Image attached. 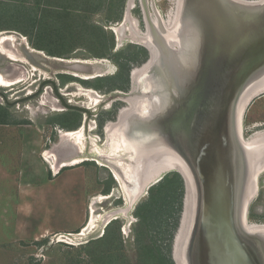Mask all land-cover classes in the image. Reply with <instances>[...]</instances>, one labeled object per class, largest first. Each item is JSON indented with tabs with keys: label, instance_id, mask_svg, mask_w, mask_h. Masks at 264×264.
I'll use <instances>...</instances> for the list:
<instances>
[{
	"label": "rangeland",
	"instance_id": "1",
	"mask_svg": "<svg viewBox=\"0 0 264 264\" xmlns=\"http://www.w3.org/2000/svg\"><path fill=\"white\" fill-rule=\"evenodd\" d=\"M35 1L0 0V41L3 37L8 38L4 46L15 56V61L0 56V74L6 79L21 80L10 87H0V121L3 123L0 124V264H98L96 256L89 255L94 248L102 249L103 255L111 252L114 264H136L138 245L153 242L176 264L173 244L184 212L187 194L185 181L179 174L182 193L175 194L172 204L167 199L163 200V194L158 196L149 212L144 211L147 219L143 227L134 230L137 222L135 210L149 198L150 187L146 188L154 177L175 171L168 172L160 167L146 180L142 193L133 199L126 192L124 183L123 186L114 177L117 172L112 170L115 168L113 164L120 163L110 159L108 150L111 143L107 145L106 138L107 133L110 135L114 131L113 125L118 121L119 111H133L136 104L130 108L129 103L147 92L146 89L141 90V85L151 72L148 40L155 36L148 20L157 24V19H160L166 20L168 25L173 24L181 0H147L146 6L150 14L148 20L139 0H125L121 19L110 24H104L103 11L106 13V10H102L101 4L94 0L92 5L87 6L90 10L80 14L86 19L87 25L101 27L107 34L112 33L115 45L113 52L108 48V36L101 35L93 28L77 33L60 30L57 35L55 30L51 31L52 41L44 42L41 48L37 47L35 36L46 25L44 16L37 10L38 25L41 27L38 29L34 24L32 28L30 25L33 19L25 22V12L19 8L21 4L31 6ZM117 2L116 8L119 9L121 2ZM255 47L258 55L264 57V39L261 47ZM42 48L57 49L63 55L49 56ZM120 49H125L123 56H130L135 60L127 62V82L123 79L106 80L94 85L99 89L91 87L96 78L108 79L118 73L117 61L112 54ZM140 49L146 51V56L141 52L136 54ZM249 62L247 63L251 64ZM140 69L142 72L139 79H133L134 73ZM124 115L121 113L122 118ZM241 125L244 139H249L255 132L264 131V94L255 97L248 104ZM83 127L86 129L83 143L78 135L62 140L59 137L60 132H76ZM93 142L99 147L95 154L92 152ZM24 143L27 146L23 147ZM35 146H38V161L43 162L44 157L50 162V158L43 156L45 152L48 156L52 155L55 161L70 159L65 163L68 165L78 158L88 161L73 167L57 165L59 173L72 172L75 186L72 191L64 190L65 193L60 198L62 202L59 201L60 205L56 209L63 210L65 204L66 210L53 218L55 224H72L73 214L75 217L79 216L84 209L81 224L71 230L64 229L65 231L51 228L49 235L39 241L21 237L17 220L25 213L18 212L16 206L21 199L20 186L23 187L22 184L29 181L26 176H20L25 171L24 160L32 163L28 148L33 150ZM103 152L113 164L105 161L100 155ZM98 161L103 166H99ZM257 185V193L248 205L249 224H264V171L258 176ZM44 195L45 200L53 201V204L59 200L58 193ZM100 196L108 198L98 200ZM43 199L42 193L38 194V200ZM90 206L95 210L96 223L85 231ZM136 236L141 244L137 243ZM102 237L106 238L105 244L99 246L97 242Z\"/></svg>",
	"mask_w": 264,
	"mask_h": 264
},
{
	"label": "water",
	"instance_id": "2",
	"mask_svg": "<svg viewBox=\"0 0 264 264\" xmlns=\"http://www.w3.org/2000/svg\"><path fill=\"white\" fill-rule=\"evenodd\" d=\"M200 1L206 17H199L195 11L188 10V17L183 13V26H197V22H201L200 29L210 32L208 38L213 46L205 45L204 50L197 49L193 70L186 72L177 62L184 54L182 46L174 44L177 29L168 28L166 20L160 19H157L155 28L148 20L147 0H139L155 35L151 43L155 49L158 48L156 61L149 65L150 75L141 85V90L146 89L147 92L140 98L149 101L159 98L163 103L155 116L149 120L143 116L137 121L146 120L149 132L159 131L165 137L166 149L175 153L186 170L171 169L168 172H177L184 181L188 173L191 178L188 185L194 188L191 230L178 246L177 236L174 239L175 263L264 264V224H260L261 229L256 234L259 237L255 238V242H249L246 253L230 250L231 254L223 255L219 246L210 247L204 241L208 221L219 214L225 217L231 213L232 216L237 210L234 204L236 191L232 185L236 179L231 176L240 177L237 173L242 172L239 157L243 152L239 151L240 145H237L240 138L244 140L239 103L246 99L243 105L246 109L255 97L264 94V81L256 78L258 74L264 76V57H260L255 49V46H262L264 39V0ZM186 20L189 22L186 23ZM148 51L151 55V51ZM248 60L251 64L247 63ZM150 82L151 87L148 85ZM171 135L172 138H168ZM162 176L150 187L159 182ZM255 182L257 189V177ZM250 201L244 204L243 211L248 226ZM218 224L222 226L224 221Z\"/></svg>",
	"mask_w": 264,
	"mask_h": 264
},
{
	"label": "bare ground",
	"instance_id": "3",
	"mask_svg": "<svg viewBox=\"0 0 264 264\" xmlns=\"http://www.w3.org/2000/svg\"><path fill=\"white\" fill-rule=\"evenodd\" d=\"M191 3H194V5ZM200 3V0H181L179 11L174 23L171 25L166 24L168 25V28L170 27L172 28V30L177 29L176 42H174V44H177L179 46L181 45V50L184 53L181 56V59H177V62L179 63V67H183L186 72H190L193 70L192 66H194L195 59L198 56L197 49L202 50L204 47H206L205 45H209V47L211 45L213 46L212 40L208 38L210 32L207 31V29H200V25H202L201 22H197L198 28L197 26H194L195 24H190L188 25V27L187 24H185V27L183 26V23L185 21L184 15L188 17V10L195 11L196 15L199 17H206V14H203L205 13V11L204 9L202 10V7H200L202 6ZM183 13L185 14L183 15ZM207 20H209L208 17ZM187 22H189V20H186V23ZM153 24L156 28V23ZM7 40L9 39L5 37L1 39L0 54L7 57V59H12L15 61V56L13 55L14 53L12 54V51H10V49H6L4 46V42ZM151 42H154L153 38H150V40H148V47L151 51V63H154L157 59L156 52L158 51L156 49L158 48L156 47L155 49L154 45ZM193 51L197 54L192 53ZM134 72L135 70L133 71V73ZM141 72L142 70L136 71L134 73L133 79H139V75ZM257 77L263 79L264 81L263 75L258 74L256 78ZM15 80L6 79L2 74H0V87L7 88L21 81L20 78L17 81ZM142 82L143 80L141 79L140 83ZM148 85L151 87V82L150 84L148 83ZM262 87H264V85ZM90 93L94 94L93 92ZM153 100L149 101L146 99L138 98V100L135 99V101L130 102V108L131 105H133L134 103L136 104L135 109H132L133 111H129V109L122 110L120 112L117 123L113 125L114 131L110 135L107 133L106 144L109 145L111 143L108 150L109 157L111 160L120 164H113L111 161H109L105 152H103L104 154H100L102 157H104L105 161L111 162L115 166V168L112 170H115L117 173H115V176H113L115 177L117 182H120L122 185L124 183L126 192L129 193L131 195V198L133 199L137 198V196L142 193L146 180L154 173H156V171L160 167H164L168 171L171 169H177L181 172H186L185 168L182 167L180 159L177 158L175 153L170 152L168 149H166V139H164L165 137L163 138L159 131L151 132L150 130L149 132V130H147L146 120H149L150 118L155 116L156 112H159L162 108L161 103L163 102H161L159 98L155 99L154 102ZM245 100H243L241 104L239 103L241 117L242 113L245 110V108L243 107ZM121 113L125 114L123 118L121 117ZM143 116L146 117V120L142 122L140 120L137 121L138 118H143ZM85 130L86 129L83 127L76 132H64V134H62L63 132H60L59 137H61L62 140L73 135H78L79 139H81V142L83 143V141L85 140ZM157 136H159V138ZM170 137L172 138V135L168 136V138ZM238 143L239 144H236L240 145L239 151L243 152V155L241 154L239 157V160H242V172L237 173V175H239L240 177H237L234 174H232L233 176H231L232 178L236 179V181L232 185L236 191V196H234V204H236L237 210L236 212L232 213V216L231 213L227 214L225 217H222V215L219 214L215 218L208 221V226L204 237V241H206L210 247H214L215 245L219 246L220 251L223 255L231 254L230 250L236 253H238L239 251L246 253L250 245L249 242H255V238L259 237L256 234L258 230L261 229L260 224H250V226H248L244 221L243 211L244 204L256 195L257 189L255 185V178L257 177L258 179V176L264 171V132H258L254 134L249 140H242L240 138L238 140ZM98 148L99 147H97V144L93 142L92 152L94 154L98 152ZM44 155L50 158L51 163H49L52 165V169H58L59 166L56 167V161L54 160L52 155L48 156L47 153H45ZM85 160L87 159H74L71 164H80ZM235 160H237V158ZM97 164L99 166H103V163L100 161H98ZM63 165L64 164H60V167H62ZM154 178L155 179L151 181V184L158 180L160 177L158 176ZM190 179L191 178L187 173L185 179L187 185V194L180 227L176 233L177 246L183 242V238L185 239L188 231L190 232L191 230L190 223L193 219V216L191 215L192 212H194L191 205L193 204L194 188L193 186H191V184L190 186L188 185ZM150 185L146 188V190L150 187ZM107 198L108 196H100L97 199L103 201ZM89 211L90 217L89 221L87 222L88 224L85 231L93 227V225H95L96 223V214L94 208L90 206ZM220 221H224V224L222 226L218 224ZM228 247L230 248L228 249Z\"/></svg>",
	"mask_w": 264,
	"mask_h": 264
},
{
	"label": "trees",
	"instance_id": "4",
	"mask_svg": "<svg viewBox=\"0 0 264 264\" xmlns=\"http://www.w3.org/2000/svg\"><path fill=\"white\" fill-rule=\"evenodd\" d=\"M94 0H36L33 2L31 6H25L23 4L20 5V9L24 10L22 11L24 14V21L27 22L29 20H32L31 27L34 28V24L37 25V28L40 29V25H38L37 20V13L38 10L44 17V23L46 24L44 28L38 30L36 32L35 39L38 41L37 47H43L42 44L44 42H48V40L52 41L53 38H51L52 32L59 33V31H65L69 33H77L84 31L85 29H92L98 30L101 35H106L109 38V50L113 52L114 48V37L112 33L109 32L107 34V31L102 29L101 27H97L94 25H87L86 19H84V16H81L80 13L86 12L90 10V8H87L88 5H92V2ZM99 2L102 6V10L105 8L106 13L103 11L105 18H104V24H110L114 22H118L121 19V15L123 12L124 2L125 0H120L121 4L118 6V0H96ZM106 5V7H104ZM116 8V9H115ZM29 12V14H27ZM99 13V12H98ZM116 13V14H114ZM81 17V18H80ZM46 18V21H45ZM37 20V21H36ZM76 29H78L76 31ZM52 31V32H51ZM60 35V34H58ZM26 36L31 40V37L28 33H26ZM88 36V35H87ZM51 38V39H50ZM91 36H89V39ZM91 42V40H89ZM34 44V43H33ZM40 45V46H38ZM49 56L53 57H59L63 55L62 53L58 52V50H50V49H44ZM125 49L116 50L114 54H112L117 63V69L118 73L114 77H110L108 79H102V78H96L93 82L94 89H99L97 86L106 80L111 81H118L119 79H123L125 83L127 82V73L129 70V67L127 66V62L129 61H135L134 58H131L130 56H123V52ZM142 55L146 56V51L144 49H140L136 52V54L140 53ZM136 54H133L136 56ZM103 56V55H102ZM121 61V62H120ZM124 61V62H122ZM119 62V63H118ZM0 124H3L0 121ZM69 132V131H68ZM88 162V161H86ZM84 162V163H86ZM181 194L182 193V179L179 174L175 172L168 173L162 177V179L157 182L156 184L152 185L149 190V198L148 201L145 203H141L135 210L134 215L137 218L136 225L134 226V230L137 228L143 227L145 224V221L147 219V213L149 212L151 206L154 204V200L157 199L158 196L163 194V200L167 199L170 201H174V198H176L175 194ZM173 203V202H172ZM171 203V204H172ZM145 211V212H144ZM105 240L103 237L98 240L97 244L100 246L105 244ZM118 240V237H117ZM137 243L141 244L139 237L136 236ZM139 251L137 252V262L136 264H173L171 258H169L168 254L165 256L162 252V250L153 242V244H146V245H138ZM104 251L102 249H95L94 251L89 252V255L96 256L95 261L98 264H114V261L112 260V256H114L111 252H107L105 255ZM103 255V256H102Z\"/></svg>",
	"mask_w": 264,
	"mask_h": 264
},
{
	"label": "crops",
	"instance_id": "5",
	"mask_svg": "<svg viewBox=\"0 0 264 264\" xmlns=\"http://www.w3.org/2000/svg\"><path fill=\"white\" fill-rule=\"evenodd\" d=\"M25 143L23 144V147L24 145L27 146ZM33 148H34L33 150H30V148H28L30 153V160L32 161V163L29 164L27 160H24V164L26 163V165H24L25 171H22V173H20V176L21 175L26 176L29 181L23 183L22 184L23 187L20 186L21 199L17 201L18 205L16 206H18L17 207L18 212L25 214H23L22 217L20 216V219L17 220V224H18V228H20L21 230L20 235L21 237H23V239L39 241L41 238H44L49 235V231L51 230V228H56V229H60L61 231H65L78 227L81 224L82 220L84 219L83 218L84 209L82 210V214L79 216L75 217L73 214L74 221L72 224L69 225L58 224L56 226L55 219L53 218H56L60 212L66 210L65 209L66 205L63 203L65 208H63V210L60 211L56 209V206L60 205V202H62L60 198L65 193L64 190L68 189V191H72V189L75 186L74 183L75 180L73 181L72 179L71 171H63L59 173V170L52 169L49 165L48 160L46 161L43 157H42L43 162L38 161L39 158L36 155L38 146H35ZM69 160L70 159H63L61 161H56V167H58L57 165L59 164H64L62 167H70V166L73 167V166H79L80 164L84 163V162L80 164L70 163L71 165L65 164L67 163L66 161ZM33 163H35V165L32 166ZM47 164L49 165V167L47 166L49 170L46 167ZM50 171L52 172V174H50L51 173ZM50 190L53 192H51ZM41 193L42 196L44 197L42 201L38 200V194ZM44 193L47 194L58 193L59 194L58 202L57 203L55 202L54 204L53 201L48 202L47 199L45 200ZM44 218H48L50 220L47 219L45 220ZM34 224L37 226L34 227Z\"/></svg>",
	"mask_w": 264,
	"mask_h": 264
},
{
	"label": "built area",
	"instance_id": "6",
	"mask_svg": "<svg viewBox=\"0 0 264 264\" xmlns=\"http://www.w3.org/2000/svg\"><path fill=\"white\" fill-rule=\"evenodd\" d=\"M45 153H46V152H45ZM45 153H44V154H45ZM44 154H43V156H44ZM43 158H44V157H43ZM45 160L47 161V159H45ZM49 164H50V163H49ZM50 166H51V165H50ZM51 168H52V167H51Z\"/></svg>",
	"mask_w": 264,
	"mask_h": 264
},
{
	"label": "flooded vegetation",
	"instance_id": "7",
	"mask_svg": "<svg viewBox=\"0 0 264 264\" xmlns=\"http://www.w3.org/2000/svg\"><path fill=\"white\" fill-rule=\"evenodd\" d=\"M60 139H61V137H60Z\"/></svg>",
	"mask_w": 264,
	"mask_h": 264
}]
</instances>
